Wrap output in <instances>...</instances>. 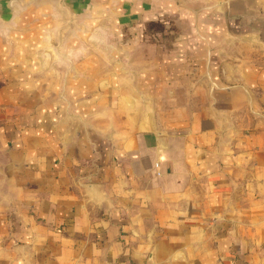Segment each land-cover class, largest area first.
<instances>
[{"label": "crops", "instance_id": "0c3cea01", "mask_svg": "<svg viewBox=\"0 0 264 264\" xmlns=\"http://www.w3.org/2000/svg\"><path fill=\"white\" fill-rule=\"evenodd\" d=\"M0 264H264V0H0Z\"/></svg>", "mask_w": 264, "mask_h": 264}, {"label": "rangeland", "instance_id": "374dc122", "mask_svg": "<svg viewBox=\"0 0 264 264\" xmlns=\"http://www.w3.org/2000/svg\"><path fill=\"white\" fill-rule=\"evenodd\" d=\"M174 22L173 21H171L170 22V24H173ZM171 26V25H170ZM160 27H162V25H160V26H154V28L153 29H159ZM172 27H176L175 25H172ZM14 114H12V116H13Z\"/></svg>", "mask_w": 264, "mask_h": 264}]
</instances>
